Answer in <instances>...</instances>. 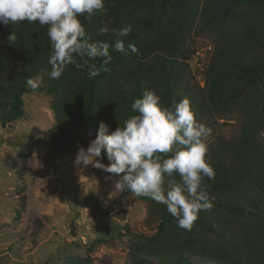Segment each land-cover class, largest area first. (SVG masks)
<instances>
[{
  "label": "trees",
  "instance_id": "16d2710c",
  "mask_svg": "<svg viewBox=\"0 0 264 264\" xmlns=\"http://www.w3.org/2000/svg\"><path fill=\"white\" fill-rule=\"evenodd\" d=\"M79 19L93 41L114 45L124 40L125 51L110 46L109 70L94 78L68 65L59 79H49L47 26L38 21L0 25V127L27 116L25 96L45 94L54 124L42 139L49 141L55 161L86 149L101 121L109 132L122 127L136 115L131 104L144 88L154 89L164 106L188 96L196 120L204 111L214 120L241 112L240 135L207 153L216 175L214 181L205 177L203 184L215 197L214 206L198 214L190 231L177 227L165 205L122 191L121 197L147 205L146 223L155 228L145 234L126 226L128 254L133 264H264V0H105L91 22L82 15ZM129 24V36L113 34ZM101 28L109 31L100 34ZM13 31L16 44L8 41ZM206 33L216 39L198 101L188 91L183 96L181 84L197 54L188 41ZM131 42L138 52L128 49ZM94 63L99 67L101 60ZM27 78H39L40 87L30 89ZM101 158L109 162L103 152ZM35 225L37 232L43 227L41 220Z\"/></svg>",
  "mask_w": 264,
  "mask_h": 264
},
{
  "label": "rangeland",
  "instance_id": "374dc122",
  "mask_svg": "<svg viewBox=\"0 0 264 264\" xmlns=\"http://www.w3.org/2000/svg\"><path fill=\"white\" fill-rule=\"evenodd\" d=\"M215 39L207 33L189 39L198 54L181 84L183 96L188 91L201 100ZM24 100L27 116L0 127V264H133L126 226L154 233L146 223L147 205L133 196L121 197L116 174L76 164L77 153L53 161L49 141L42 139L54 124L50 98L32 93ZM201 118L197 121L212 129L208 152L237 138L245 120L238 111L216 120L204 111ZM36 220L43 223L39 233Z\"/></svg>",
  "mask_w": 264,
  "mask_h": 264
},
{
  "label": "clouds",
  "instance_id": "9594fccd",
  "mask_svg": "<svg viewBox=\"0 0 264 264\" xmlns=\"http://www.w3.org/2000/svg\"><path fill=\"white\" fill-rule=\"evenodd\" d=\"M104 8L105 0H0V25L38 21L41 26H47L49 79H59L68 65L87 70L94 78L109 70L106 66L112 60L110 46L125 51L123 39H117L114 45L93 41L79 19L82 15L91 22ZM108 31L99 30L100 34ZM112 32L117 37H127L132 25ZM17 40L13 31L8 41L16 44ZM127 47L133 53L138 52L134 42ZM97 59L101 60L99 67L94 63ZM26 83L32 90L40 87L39 78H27ZM131 109L136 115L114 131L109 132V126L101 121L95 139L86 149L79 148L75 163L116 174L120 177L116 190H127L165 205L177 227L190 231L198 214L214 206L215 197L210 196L208 186L203 184L205 177L214 181L216 175L206 158V138L212 129L196 120L187 98L164 106L154 89L144 88L141 96L133 100ZM90 132L92 136L94 132L92 135ZM102 152L109 161L107 165L97 159ZM162 154L170 155L164 158ZM177 175L179 182L174 179Z\"/></svg>",
  "mask_w": 264,
  "mask_h": 264
},
{
  "label": "built area",
  "instance_id": "2783aa9c",
  "mask_svg": "<svg viewBox=\"0 0 264 264\" xmlns=\"http://www.w3.org/2000/svg\"><path fill=\"white\" fill-rule=\"evenodd\" d=\"M198 54V53H197Z\"/></svg>",
  "mask_w": 264,
  "mask_h": 264
}]
</instances>
